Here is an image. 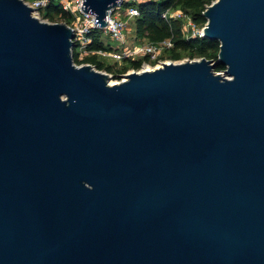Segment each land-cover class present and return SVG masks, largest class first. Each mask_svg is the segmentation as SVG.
I'll return each mask as SVG.
<instances>
[{
  "label": "water",
  "instance_id": "obj_1",
  "mask_svg": "<svg viewBox=\"0 0 264 264\" xmlns=\"http://www.w3.org/2000/svg\"><path fill=\"white\" fill-rule=\"evenodd\" d=\"M32 11L0 0V264H264V0L205 7L215 59L113 83Z\"/></svg>",
  "mask_w": 264,
  "mask_h": 264
},
{
  "label": "trees",
  "instance_id": "obj_2",
  "mask_svg": "<svg viewBox=\"0 0 264 264\" xmlns=\"http://www.w3.org/2000/svg\"><path fill=\"white\" fill-rule=\"evenodd\" d=\"M213 0H139L136 1L139 13L134 17L135 37L141 39L159 41L170 37L173 45L162 52V56H170L176 59L181 56L182 51H186L190 56H205L215 59L219 50L220 41L216 38L199 34H189L182 30L183 17H164L162 12L169 7H177L189 14L193 21L199 25H204L206 17L203 13L205 7ZM43 16L52 19H67L68 11L63 9L56 0H50L42 9ZM102 27L93 26L87 32L89 41L86 43V52L80 57L75 47L72 48V57L76 63L90 62L97 68L106 69L119 75L118 72L127 70L128 67L139 69L144 61H149L147 54H140L133 58L126 56L124 59L129 65L118 67L116 61L106 62L99 57L96 50L108 48L103 43L101 34ZM154 61V60H151ZM223 63H217L215 70H222Z\"/></svg>",
  "mask_w": 264,
  "mask_h": 264
},
{
  "label": "built area",
  "instance_id": "obj_3",
  "mask_svg": "<svg viewBox=\"0 0 264 264\" xmlns=\"http://www.w3.org/2000/svg\"><path fill=\"white\" fill-rule=\"evenodd\" d=\"M27 4L33 7L32 13L36 16H38L40 19H45L42 17V9L43 7L50 1V0H24ZM63 9L68 11V17L67 19H45L47 21H65L68 23L72 29H73V47L76 48L78 51L79 56L81 57L86 52V43L90 40L88 31L93 26H100L95 23V13L86 11L82 8L83 0H56ZM124 1L129 0H121L120 3L115 5L114 7H111L106 17V24L102 27L103 31L106 33H109L111 36L115 37L116 39L123 40L125 38V33L128 30V21L116 15V8L120 6V4ZM136 1L139 0H133L130 4H128L125 12L128 15H135L139 13V9L137 7ZM80 10L83 11V16H79L76 11ZM162 15L164 17H183V23H182V30L185 32L186 30H191L186 35L189 34H199L201 35L203 33V26L197 27V23L193 21L191 16L179 8H173L169 7L165 9L162 12ZM173 45V41L170 37L164 38L159 41H151V40H145L135 43L131 48H121L118 50L117 53L108 51L110 54H118L131 56L133 58L137 57L140 54H147L149 56V61L154 60L156 64L154 66L160 65L162 61H167L166 58L162 56V52ZM99 53L105 54L107 51L104 49H98L96 50ZM169 61V60H168ZM148 62V61H144ZM153 66V67H154ZM152 68V67H151ZM141 69V68H139ZM137 69V70H139ZM222 71V70H218Z\"/></svg>",
  "mask_w": 264,
  "mask_h": 264
},
{
  "label": "rangeland",
  "instance_id": "obj_4",
  "mask_svg": "<svg viewBox=\"0 0 264 264\" xmlns=\"http://www.w3.org/2000/svg\"><path fill=\"white\" fill-rule=\"evenodd\" d=\"M131 2H133V0H129V1H124L120 4L119 7L116 8V15L125 18L128 21V30L125 33V38L123 40L120 39H116L115 37L111 36L109 33L106 32H102L101 34V38L103 40V43L106 45L105 47L109 46L108 48H104L105 51H107L105 54L103 53H99V57L103 58L106 62H113L116 61L117 66L118 67H122L123 65H129L128 61L126 59H124L126 57V55H121L119 56L118 54H110L108 53V51H112L117 53L119 49L121 48H131L135 43L140 42V40L135 37V32H134V17L131 15H128L125 10L128 6V4H130ZM177 8V7H175ZM42 13V12H41ZM76 13L81 17L83 16V11L77 10ZM42 17L45 19H51L47 16H43ZM44 19V20H45ZM197 27L201 26L199 24L196 25ZM189 30H186L185 33H188ZM141 41H145V39H141ZM164 58L168 60H173V61H181V60H186V59H190V58H199L200 56H190L188 53H186V51H182L181 52V56L173 59L170 56H163ZM156 64L155 61H148V62H143L142 66L140 68H151ZM132 67H128L127 70L123 71V72H118L119 75H115L113 74V72L106 70L110 76H109V81H116L119 80L120 78H123L124 75L123 73L131 71Z\"/></svg>",
  "mask_w": 264,
  "mask_h": 264
},
{
  "label": "bare ground",
  "instance_id": "obj_5",
  "mask_svg": "<svg viewBox=\"0 0 264 264\" xmlns=\"http://www.w3.org/2000/svg\"><path fill=\"white\" fill-rule=\"evenodd\" d=\"M110 83H113V81H111Z\"/></svg>",
  "mask_w": 264,
  "mask_h": 264
}]
</instances>
